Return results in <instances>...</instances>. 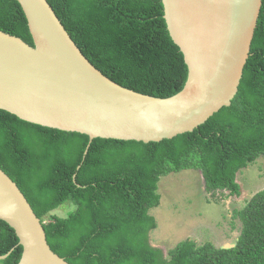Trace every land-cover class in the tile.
<instances>
[{
  "label": "trees",
  "instance_id": "trees-1",
  "mask_svg": "<svg viewBox=\"0 0 264 264\" xmlns=\"http://www.w3.org/2000/svg\"><path fill=\"white\" fill-rule=\"evenodd\" d=\"M47 1L83 55L115 83L156 98L184 89L189 70L162 0ZM0 31L34 46L16 0H0ZM262 156L264 0L237 95L194 132L148 144L100 138L90 144L87 135L0 110V169L44 223L50 248L69 264H264V190L235 213L242 230L231 248L186 239L165 255L150 241L162 177L200 171L207 192L240 196L238 173ZM68 204L66 218L45 221ZM10 252L0 264H19L23 253L15 231L0 220V256Z\"/></svg>",
  "mask_w": 264,
  "mask_h": 264
},
{
  "label": "water",
  "instance_id": "water-1",
  "mask_svg": "<svg viewBox=\"0 0 264 264\" xmlns=\"http://www.w3.org/2000/svg\"><path fill=\"white\" fill-rule=\"evenodd\" d=\"M16 1L34 46L0 31V110L28 123L87 135L90 144L98 138L170 140L230 107L263 5V0H162L170 36L189 73L181 92L156 98L124 88L96 69L47 0ZM0 220L23 248L19 264H69L50 248L44 223L2 169Z\"/></svg>",
  "mask_w": 264,
  "mask_h": 264
},
{
  "label": "rangeland",
  "instance_id": "rangeland-1",
  "mask_svg": "<svg viewBox=\"0 0 264 264\" xmlns=\"http://www.w3.org/2000/svg\"><path fill=\"white\" fill-rule=\"evenodd\" d=\"M237 183L241 195L229 196L227 191L207 192L200 171L185 170L162 177L158 188L160 206L150 212L158 224L150 234L151 244L165 255L186 239L200 245L210 242L218 248L235 246L242 230L235 213L264 190V156L240 171ZM72 209V205H65L45 221L55 216L66 218Z\"/></svg>",
  "mask_w": 264,
  "mask_h": 264
}]
</instances>
